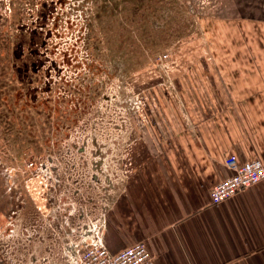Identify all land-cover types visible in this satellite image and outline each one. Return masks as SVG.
<instances>
[{"label": "rangeland", "instance_id": "1", "mask_svg": "<svg viewBox=\"0 0 264 264\" xmlns=\"http://www.w3.org/2000/svg\"><path fill=\"white\" fill-rule=\"evenodd\" d=\"M231 11L230 0H0V264H74L131 175L153 85L203 63Z\"/></svg>", "mask_w": 264, "mask_h": 264}, {"label": "crops", "instance_id": "2", "mask_svg": "<svg viewBox=\"0 0 264 264\" xmlns=\"http://www.w3.org/2000/svg\"><path fill=\"white\" fill-rule=\"evenodd\" d=\"M230 3L207 59L150 90L145 139L105 215L110 252L145 241L154 264H264V180L210 201L229 156L264 166V0Z\"/></svg>", "mask_w": 264, "mask_h": 264}, {"label": "built area", "instance_id": "3", "mask_svg": "<svg viewBox=\"0 0 264 264\" xmlns=\"http://www.w3.org/2000/svg\"><path fill=\"white\" fill-rule=\"evenodd\" d=\"M168 58V54L162 56ZM225 166L230 174L214 184L210 189L212 204L222 202L234 196L241 190L264 180V166L259 158H253L238 163L232 155L226 158ZM103 223L84 239L86 246L77 252L74 264H154V254L145 241H138L123 247L116 252H110L103 238Z\"/></svg>", "mask_w": 264, "mask_h": 264}, {"label": "trees", "instance_id": "4", "mask_svg": "<svg viewBox=\"0 0 264 264\" xmlns=\"http://www.w3.org/2000/svg\"><path fill=\"white\" fill-rule=\"evenodd\" d=\"M45 7V6H44ZM44 7H41V12L44 14V10H43V8ZM42 16V15H41ZM51 19H50V23H51V29H57L58 27H57V25L58 24H60L61 23V19L59 20L58 18H56L55 19V16L54 15H52L51 17H50ZM57 20H58V23H57V25H56V22H57ZM67 24H68V22H71L70 20H66L65 21ZM59 26V25H58ZM76 27H77V25H76ZM36 35L35 34H29L28 36H27V38H26V40L25 41H28V40H31V41H33L32 40V38H34ZM28 39V40H27ZM67 53H70V54H72V53H74V48H66V50H65Z\"/></svg>", "mask_w": 264, "mask_h": 264}]
</instances>
